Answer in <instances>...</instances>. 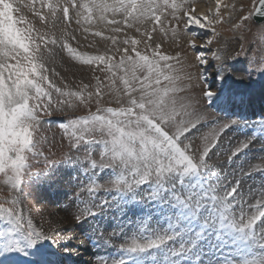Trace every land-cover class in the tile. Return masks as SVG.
<instances>
[{
  "label": "snow or ice",
  "instance_id": "6c2138e0",
  "mask_svg": "<svg viewBox=\"0 0 264 264\" xmlns=\"http://www.w3.org/2000/svg\"><path fill=\"white\" fill-rule=\"evenodd\" d=\"M193 3L39 0L37 9L36 0H32L33 16L49 29L41 32L21 14L15 0H0V184L11 190L10 199L0 202V221L4 224L0 227V256L53 240L56 232L64 231L52 223L48 231L37 228L31 209L22 207L25 189L55 182L56 166L63 164L75 170L67 198L73 208L70 219L74 224H86L89 239L97 246L116 249L119 258L113 257L111 264H264L231 254L237 239L252 238L264 248V225L253 231L258 221L264 220V186L247 194L241 191L244 178L264 174V156L246 167H228L253 144L256 132L243 140L229 137L231 129L248 127V123L202 109L199 97L189 94L197 77L186 70L180 53L168 55L160 44L153 48L151 32L137 27L151 22L152 32L157 26L164 31V22L171 16L177 25L183 23L186 32H212V37L200 45L208 49L219 36L215 26L223 20L221 0H216L214 11L209 8L204 14L197 13ZM231 7L235 11V5ZM253 8L248 15H238L232 27L240 29L253 15L264 17V0H253ZM71 10H76L77 24L88 25L85 33L103 37L102 32L92 31L96 20L117 25L111 31L119 33V16L125 27H136L141 37L148 39L124 38L123 44H130L131 49L117 48L118 60L114 55L82 53L70 43L75 35L66 30L57 35L54 31L61 13L65 25L71 22ZM170 30L173 36L177 34L176 27ZM197 34L191 31L192 37ZM105 39L113 45L118 41L116 35ZM141 43L151 55L137 48ZM188 43L193 49L197 47L194 39ZM54 48L93 72L105 73L108 90L116 94L119 106H101L104 91L99 77L95 78L94 93L87 91L88 84L71 90L53 83L46 61L54 55ZM236 55L247 53L242 50ZM212 59L218 62L215 78L222 81L228 65L219 50L212 52ZM196 61L200 66L210 65L202 54H197ZM249 64L264 73V50L253 53ZM206 70L201 68L198 80L205 83L203 98L210 108L213 99L222 97L207 85ZM53 92L62 99L54 103ZM93 97L97 105L94 112L58 125L68 141V151L59 159L45 155L39 137L40 113L50 116L53 111L73 108V100L85 104ZM205 122L213 125L212 130L201 136L197 145L191 137L206 126ZM251 127L264 132L259 121ZM218 146L222 151L215 152ZM97 149L99 159L94 158ZM221 155L225 157L223 170L218 167L220 162L212 160ZM39 157H44V168L33 171L32 161ZM60 239L71 237L61 235ZM229 245L233 247L226 255L224 248ZM99 261L109 264L103 257Z\"/></svg>",
  "mask_w": 264,
  "mask_h": 264
},
{
  "label": "rangeland",
  "instance_id": "374dc122",
  "mask_svg": "<svg viewBox=\"0 0 264 264\" xmlns=\"http://www.w3.org/2000/svg\"><path fill=\"white\" fill-rule=\"evenodd\" d=\"M201 1V2H199ZM194 0V3L191 5L195 7L197 13L204 14L207 12L209 8L213 11L215 8L212 7L213 0ZM229 5L228 8L224 9L221 7L220 12L223 20L220 24L216 25V31L219 33V36L213 41V44L209 46L208 49L201 48L200 45L204 43L208 38L212 37V32L204 29H190L187 32L184 29L183 23L177 25L176 20L172 19L171 16L168 17L164 22V31H161L157 26L156 31L152 32V28L154 25L149 22L146 25H137V27L141 28V31H149L152 34V40L150 41L152 47L154 48L156 44L161 45V51L165 52L168 55L175 56L177 52L180 53V58L184 62L186 70L190 71L194 77L192 81L193 88L189 91V94H194L199 97L200 107L211 115L223 118H231L236 119L235 117L225 116L221 112L215 111L211 106L207 107L208 101L203 98V90L205 89V83L203 81L198 80L199 72L201 68H206L205 76L207 77V85L213 90L217 92L218 97H222L223 102L227 104H231V100L234 98L231 97L232 94L222 93L224 92L221 89V83L226 82L231 85V88H236L234 91H237L240 94L247 93H256L260 91L264 93V73L258 72L255 66L249 64V58L252 57L253 53H260L264 50V23L260 25L253 24L251 18L247 21H244L242 27L240 29H234L232 24L236 21L238 15H248L249 12H253V0H222ZM15 3L18 4L21 8V14L26 15L29 21H31L37 29L41 32L48 31V28H45L38 19V17L33 16L32 14V0H15ZM199 4V5H198ZM235 5V11H233L231 5ZM35 7L37 9L40 8L39 0H36ZM242 9V11H241ZM231 14V19L229 16ZM72 20L69 24L65 25L62 21V13L60 14V20L57 23L56 29L54 30L57 35H60L62 31L66 30L72 35H75V40H70L72 47L76 48L80 52H86L90 55L95 54H108L114 55L116 59H119L120 53L116 51L117 48L128 47L131 49L130 44L124 45L123 40L127 36L134 37L137 40H147L148 37H141L140 32L136 31V27L127 28L122 22V17L117 16L116 19L121 20V23L118 25L122 30L119 33H113L111 29L113 27H117V25H105L104 22H100L96 20L92 24V31H100L103 33V37L93 36L91 33H85L84 27H88L86 24H77L78 17L76 16V10H71ZM111 18V17H109ZM177 28V34L173 36L171 28ZM195 30L198 34L195 37H192L191 31ZM112 35H116L118 37V41L116 45H113L110 39H105V37H110ZM87 37V39H85ZM189 39H194L197 47L193 49L188 41ZM91 45V46H89ZM137 48L142 52H147L151 55V51L145 48L143 43L137 45ZM210 49V51H209ZM224 57V62L228 65L227 75L222 81H219L215 78V69L217 67V61L212 59V52L218 51ZM244 51L247 55L237 56V52ZM54 55L49 58L46 63L49 69V77L53 83H55L58 87L62 89L65 88V85L68 86L71 90H79L84 84H88L89 88L87 91H92L93 93L96 90V77H99L102 84V90L104 91V95L101 98V106L102 107H118L119 105L116 103L117 96L114 92H110L108 90L109 81L105 78V73L96 70L93 72L89 66L81 65L76 61L72 60L64 51L59 48H54ZM197 54H202L207 58L210 62V65L200 66L196 61ZM58 73V75H54ZM242 82L244 87L242 89H238L239 83ZM198 85V86H197ZM117 86L119 87V82L117 81ZM251 91V92H250ZM87 95V92H85ZM62 99L58 97L57 94L53 92V102L56 103L58 100ZM225 99V100H224ZM73 108L69 109L65 107L63 111H53L52 115H44L42 112L41 116V127L39 129V137L41 138V147L44 151L45 155L51 156L52 159H59L62 157L64 153H66L69 149V144L67 139L64 136L63 130L58 127L59 123L64 121L66 122L70 118H74L76 116H85L90 111L94 112L96 110V102L95 97H93L90 103L80 104L78 101L73 100ZM251 117V115H250ZM258 119V120H257ZM241 120V119H238ZM257 120L262 125L264 123V113L263 116H256L255 118L252 116L250 119H244L241 121H246L248 123V127L240 126L233 128L229 131L228 136L232 139L237 137L238 133H249L251 134L254 129H252L251 125H253ZM206 126L200 128L199 132L195 133L191 139L195 144L201 143V136L203 134L210 133L213 125L210 122H205ZM202 129V130H201ZM234 133V134H233ZM197 134V135H196ZM234 136H232V135ZM96 136L99 137V133H96ZM197 139V140H195ZM200 140V141H199ZM46 141V142H45ZM220 147V146H218ZM217 147V148H218ZM215 149V152H220L221 148ZM94 158L99 159V151L98 149L94 153ZM225 158L222 156H213V162L218 159L224 160ZM44 157H39L37 160H33L32 163L35 165L33 171L44 168L43 163ZM75 174V170L69 166H65L63 164H59L56 166L55 170V182L58 180L67 179L68 186L57 187L55 182L43 183V184H34L30 189H25V196L23 198L22 207L25 209H31V215L33 218L34 225L37 223L40 224L43 228L47 226V222L45 223L44 217H48L47 210H45V206H49L50 208L56 204L65 203L64 205V213L66 214V210L69 207V201L67 197L70 195L69 187H70V178ZM52 185V186H51ZM43 188H51V198L56 200H48L40 201L38 196L40 195V190ZM53 193V194H52ZM11 197V190L7 185L0 184V202H6ZM59 197V198H58ZM66 202H61L65 200ZM62 199V200H61ZM50 200V201H49ZM61 202V203H60ZM39 203V204H38ZM44 207V208H43ZM42 208V209H41ZM50 216V215H49ZM43 219V220H42ZM70 219V217H69ZM71 221V219H70ZM46 226H45V225ZM4 224L0 221V227H3ZM37 227V226H36ZM71 231L74 233L75 238L70 239L69 243H59L60 237L57 238L55 243L56 247H54L53 251L58 256L59 261L62 264H65L66 260L64 258V253L72 254L75 250L76 257L80 259V261H84L86 258L91 259L92 254H88L85 247H76V242L82 241V245H92V240H88L86 237L80 236L77 228L64 229V231H59L61 235H65V232ZM90 237V236H89ZM80 239V240H79ZM90 241V242H89ZM61 244V245H60ZM94 259H97V256H94ZM67 264V262H66Z\"/></svg>",
  "mask_w": 264,
  "mask_h": 264
},
{
  "label": "bare ground",
  "instance_id": "6f19581e",
  "mask_svg": "<svg viewBox=\"0 0 264 264\" xmlns=\"http://www.w3.org/2000/svg\"><path fill=\"white\" fill-rule=\"evenodd\" d=\"M199 2H201V1H199ZM211 5L213 8H215L216 0H213ZM221 7L226 9L229 7V5L221 0ZM221 85H222L221 89L224 90V92H222V93H228V92L232 91L231 97H233L234 99L231 101V104H229V103L227 104V103L223 102V99H213L212 104H213V106H215V109H217L219 112H222L223 114H228L230 117H235V116L239 117L240 113H242L243 117L248 118V119H250L252 116L254 118L256 116H263V113H264V93L257 91L256 93L240 94L238 92V90L233 92L234 88H231V85H229L226 82H222ZM236 87H238V89H242L244 87V84H242V82H240L239 85ZM237 110L239 111V113L235 115ZM250 115H251V117H250ZM257 120H254V121H257ZM262 125H264V123H262ZM253 131L256 132V139L253 141V144L250 145V147L248 149H246L244 152L240 153L237 157H235L233 159L232 163L228 166L229 168L236 169L237 166L246 167L249 163L254 162L258 157L264 156V132H262L259 128H256ZM247 135H250V134L249 133H247V134L246 133H238L237 137L235 139L243 140ZM195 140H197V139H195ZM218 148H221V146ZM220 151H222V150H220ZM223 159H225V158H223ZM215 162L216 163L220 162L218 164V167L221 170H223L225 168V164L223 163V160L218 159ZM66 180L67 179H64V176H63V179L56 181L55 185L57 187H59V189L61 187L68 186V181H66ZM259 186H264V174L254 173L250 177H246L242 180L241 191L244 194H247L248 192L252 191L253 189H256ZM50 189L51 188H43L42 190H40V193H39L40 195L38 196V199L40 201H43V200L46 201L49 198L53 201L56 200V198L55 199L51 198ZM61 202H66V198H65V200H63ZM64 204L61 203V205L60 204L58 205V204H56V201H55L54 205L51 208L49 206H45V210H47L48 217H44V221H45V223L47 222L48 224H47V226L44 224L46 226L45 228H43L38 223L35 226H37V228H43L45 231L49 230L50 223L58 224L60 229L77 228L78 233H79V238H80V236H81V238L87 237L88 240H90L89 236L91 235V233L88 229V226L86 224H83V225L74 224L72 221H70L69 217H71V213L73 211V208L68 207L66 210L67 213L65 214L63 211H64V206H66V205H64ZM246 211H247V209H246ZM262 225H264V220L258 221L257 225L254 226L253 231L254 232L258 231ZM60 236H61V234L56 232L53 240H42L37 245L30 247V248H26L22 252L5 253L3 256H0V264H62L59 261L58 256H56V254L53 251L54 247H56L55 246L56 245L55 243H57L56 240ZM64 236L75 238L74 233L71 231L65 232ZM249 240H250L251 245L253 246V250H252L251 254H246V258L255 259L258 262L264 261V248H260L254 239L249 238ZM58 242L61 244L66 243V242L70 244V239L69 240L68 239H65V240L60 239V241H58ZM75 245H76V247H79V248L85 247V250H87V253L92 254V258L91 259L86 258L84 261H80V259H78L76 257L77 250L72 252V254L64 253V251H63L64 258H65L67 264H100V261H99L100 257L107 259L109 261V264H111V259L113 257L119 258L116 249L103 248V247L97 246L96 244L86 246V245H82V241L76 242ZM232 247H233V245H229L228 247L224 248V252L226 255L229 253L230 248H232ZM234 247H235V250L231 254L235 256V255L240 253V251H239L240 247L235 243H234ZM95 255L97 256V259H94ZM66 262H65V264H66Z\"/></svg>",
  "mask_w": 264,
  "mask_h": 264
},
{
  "label": "water",
  "instance_id": "95a60500",
  "mask_svg": "<svg viewBox=\"0 0 264 264\" xmlns=\"http://www.w3.org/2000/svg\"><path fill=\"white\" fill-rule=\"evenodd\" d=\"M251 20H252L253 24L260 25L264 22V17L253 15L251 17Z\"/></svg>",
  "mask_w": 264,
  "mask_h": 264
}]
</instances>
